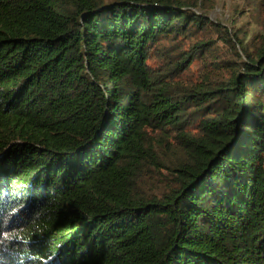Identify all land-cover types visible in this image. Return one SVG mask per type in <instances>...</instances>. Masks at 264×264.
I'll use <instances>...</instances> for the list:
<instances>
[{
  "label": "trees",
  "instance_id": "16d2710c",
  "mask_svg": "<svg viewBox=\"0 0 264 264\" xmlns=\"http://www.w3.org/2000/svg\"><path fill=\"white\" fill-rule=\"evenodd\" d=\"M207 1L0 0V264H264V0Z\"/></svg>",
  "mask_w": 264,
  "mask_h": 264
},
{
  "label": "rangeland",
  "instance_id": "374dc122",
  "mask_svg": "<svg viewBox=\"0 0 264 264\" xmlns=\"http://www.w3.org/2000/svg\"><path fill=\"white\" fill-rule=\"evenodd\" d=\"M251 1L252 0H208L204 5V9L202 10L205 11L204 14H207V17L210 20H216L222 23L224 29L228 30V34L231 35L232 32L235 31V29L240 28L243 25V19H246L249 22H253L254 18L257 17L255 11L248 9L249 3ZM241 10H243L242 15L244 16L239 15V12ZM248 27L250 32L252 30L258 29V25L256 23H250ZM242 30H246V28L243 27ZM197 39H199V37H193L185 41V44L194 42ZM212 40H215V38H212ZM217 45L219 46V56L221 58H225L226 60L235 59L234 52H232L228 47H226L224 44H221V42H218ZM183 48H186V45H183ZM236 49L239 52L238 47ZM157 63L158 62L154 59L149 61V64H151V66L153 67L156 66ZM191 69L196 70V64H193L191 66Z\"/></svg>",
  "mask_w": 264,
  "mask_h": 264
}]
</instances>
